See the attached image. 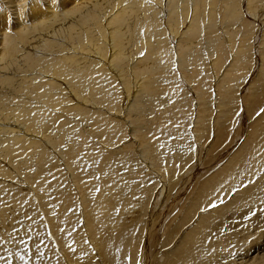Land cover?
<instances>
[{
  "label": "bare ground",
  "instance_id": "1",
  "mask_svg": "<svg viewBox=\"0 0 264 264\" xmlns=\"http://www.w3.org/2000/svg\"><path fill=\"white\" fill-rule=\"evenodd\" d=\"M262 110L264 0H0V264H264Z\"/></svg>",
  "mask_w": 264,
  "mask_h": 264
},
{
  "label": "rangeland",
  "instance_id": "2",
  "mask_svg": "<svg viewBox=\"0 0 264 264\" xmlns=\"http://www.w3.org/2000/svg\"><path fill=\"white\" fill-rule=\"evenodd\" d=\"M164 202L163 203H161L160 204V207H162L165 203H166V200H163ZM134 210H136V209H133L131 212H127V215L125 214V219H129V218H131V216L130 215H133L134 213H141L140 211H141V208L139 209H137V211H134ZM139 211V212H138ZM136 215V214H135ZM129 217V218H128ZM170 219V218H169ZM169 219L167 218L165 221H169ZM162 233V232H161ZM161 233H159V235L161 236L162 234ZM160 236H158V240L160 241V242H157V243H161V241H163V237L161 238ZM162 239V240H161ZM154 254V253H153ZM153 254H151V257H152V255ZM153 259V258H152ZM150 264H155V262H154V260H151L150 261Z\"/></svg>",
  "mask_w": 264,
  "mask_h": 264
},
{
  "label": "snow or ice",
  "instance_id": "3",
  "mask_svg": "<svg viewBox=\"0 0 264 264\" xmlns=\"http://www.w3.org/2000/svg\"><path fill=\"white\" fill-rule=\"evenodd\" d=\"M262 111H264V110H262ZM213 207L215 206V205H212Z\"/></svg>",
  "mask_w": 264,
  "mask_h": 264
}]
</instances>
